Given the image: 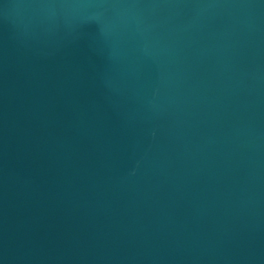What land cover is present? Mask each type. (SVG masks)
<instances>
[{
    "label": "water",
    "instance_id": "water-1",
    "mask_svg": "<svg viewBox=\"0 0 264 264\" xmlns=\"http://www.w3.org/2000/svg\"><path fill=\"white\" fill-rule=\"evenodd\" d=\"M0 264H264V0H0Z\"/></svg>",
    "mask_w": 264,
    "mask_h": 264
}]
</instances>
